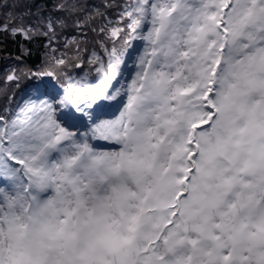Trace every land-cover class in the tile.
I'll list each match as a JSON object with an SVG mask.
<instances>
[{
  "label": "snow or ice",
  "instance_id": "snow-or-ice-1",
  "mask_svg": "<svg viewBox=\"0 0 264 264\" xmlns=\"http://www.w3.org/2000/svg\"><path fill=\"white\" fill-rule=\"evenodd\" d=\"M55 7L100 51L4 78L0 264H264V0Z\"/></svg>",
  "mask_w": 264,
  "mask_h": 264
},
{
  "label": "trees",
  "instance_id": "trees-1",
  "mask_svg": "<svg viewBox=\"0 0 264 264\" xmlns=\"http://www.w3.org/2000/svg\"><path fill=\"white\" fill-rule=\"evenodd\" d=\"M58 1L59 0H23V2H26L29 5L35 4V7L31 8V13L36 12L39 14H43L46 17H50V19L52 18L58 19L59 17L60 13L57 12L55 7ZM116 1L117 0H106V3L115 4ZM12 2L13 0H5V1L0 0V5L3 4L9 5V8L0 7V24L11 22V19L8 16V11L10 10ZM117 4H121L120 1ZM112 16H114L113 18H115L116 13L115 14L113 13ZM107 17L111 18L109 16ZM61 20H66L67 22L66 24H60L62 30H56L55 36L52 38L51 41L47 40V35H45V33L47 32L46 29H41L37 33H32V38L30 40H26L20 36L13 37L10 34V31L9 32L0 31V91L7 88L8 95L9 96L12 95V92H9L12 86L9 88L7 85L3 83L4 78L7 76L6 73L7 72H8L7 74L10 73V70L9 71L6 70L7 66H9L12 63L20 65L19 67L21 66L23 67V72H28L29 70L31 71L41 70L39 68H42L44 65V61H46L44 59V56H46L45 53L47 50V42H49L50 44H54L55 46H58L57 47L58 50V48L63 47L64 34L70 35L73 33H79L82 35V33L80 32L81 29L76 27L75 18H67L64 17V15L63 16L61 15ZM99 22L100 24L98 25L97 29L103 26L104 23V21L100 17H99ZM17 25H13V26H17ZM41 25L44 24L42 23ZM94 27H95V23L92 24V21L90 20L88 24L84 27L85 29L83 30V32L87 30L85 33L92 35L91 32H93L92 29ZM83 47H85L84 44ZM86 48L88 49L89 53L93 50L100 51L99 45L94 41L90 42L89 45L86 44ZM62 49H65V47H63ZM87 70H88L87 67H85V71ZM74 71L81 72L80 69H75ZM2 102H3V96L0 95V103Z\"/></svg>",
  "mask_w": 264,
  "mask_h": 264
},
{
  "label": "rangeland",
  "instance_id": "rangeland-1",
  "mask_svg": "<svg viewBox=\"0 0 264 264\" xmlns=\"http://www.w3.org/2000/svg\"><path fill=\"white\" fill-rule=\"evenodd\" d=\"M3 1H5V0H3ZM120 1V3L122 4V3H124V0H117L116 2H115V4H117L118 2ZM59 2H61V0H59L58 1V3ZM81 2H84V0H81ZM90 2L91 3H93V4H95V5H103V4H105L106 3V0H90ZM114 4V3H113ZM41 8V7H40ZM117 10L118 9H115V8H113V9H110L109 11H107L106 12V16H109V17H111V18H113L114 16H112V14L114 13H116L117 14ZM101 11H104V9L103 8H101ZM47 14V13H46ZM25 16H26V20H25V23H26V25H28V26H31L32 27V29H33V33H37V32H39V30H41V29H46L47 31H48V29H47V20L48 19H50V17H46L45 15H43V14H39V13H36V12H32V15H28L27 14V12L25 13ZM63 16V15H62ZM64 17H66V15H64ZM53 19V18H52ZM58 19L59 20H61V14H59V17H58ZM54 20V22H56L57 21V19H53ZM92 21V24H94L95 23V27L94 28H98V25L100 24V22H99V17L97 16V17H95L93 20H91ZM104 21V20H103ZM11 23V22H10ZM44 24V25H41V24ZM17 24H19V20L17 21ZM60 24L61 23H56V30H62L61 29V27H60ZM85 28H83L80 32L82 33V35L81 34H79V33H73V34H70V35H68V34H64L63 36H64V42H63V47H65V49H62L61 47L60 48H58V50H57V47L58 46H55L54 44H50L49 42H47V50H46V53H45V55L46 56H44V59L46 60V61H44V65L46 64V63H48V62H50V60H51V58L55 55L56 57H59L61 54H63V53H69V54H72V52L75 50L74 49V46H72V45H69V41H71V40H73V39H76V40H78V41H80V43H81V46L83 47V44L85 45V47H86V44H88L89 45V43L90 42H95V43H97V40L98 39H101V37H98L97 36V33L96 32H91L92 33V35H90V34H87V33H85V32H83V30H84ZM98 30V29H97ZM52 38H53V36H52V34L51 33H49L48 35H47V40H52ZM90 42H89V41ZM66 45H67V47H66ZM51 46V47H50ZM44 65H43V67H44ZM20 65H17V64H10L9 66H7V71H9L10 70V72L12 71V69H17V70H19L20 72H23V67L21 66V67H19ZM42 67V68H43ZM87 67V66H86ZM42 68H39V69H42ZM5 70V71H6ZM129 72H134V69L132 68V62L131 61H129ZM4 73V72H3ZM8 73V72H7ZM6 73V75H8ZM126 75H127V73H126ZM14 90H16L15 89V85H12V87L10 88V90H9V92H13ZM17 91V90H16Z\"/></svg>",
  "mask_w": 264,
  "mask_h": 264
}]
</instances>
